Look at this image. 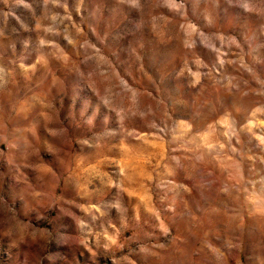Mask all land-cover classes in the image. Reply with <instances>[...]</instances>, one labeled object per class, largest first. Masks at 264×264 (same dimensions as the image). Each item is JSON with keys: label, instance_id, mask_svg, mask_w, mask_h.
Returning a JSON list of instances; mask_svg holds the SVG:
<instances>
[{"label": "rangeland", "instance_id": "1", "mask_svg": "<svg viewBox=\"0 0 264 264\" xmlns=\"http://www.w3.org/2000/svg\"><path fill=\"white\" fill-rule=\"evenodd\" d=\"M0 264H264V0H0Z\"/></svg>", "mask_w": 264, "mask_h": 264}]
</instances>
